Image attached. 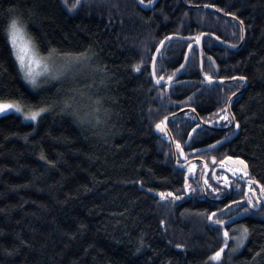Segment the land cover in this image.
<instances>
[{
    "label": "trees",
    "instance_id": "1",
    "mask_svg": "<svg viewBox=\"0 0 264 264\" xmlns=\"http://www.w3.org/2000/svg\"><path fill=\"white\" fill-rule=\"evenodd\" d=\"M184 1L243 21V44L237 21L181 0H81L75 11L74 0H0V101L51 108L36 122L0 117V264H264V209L224 207L239 201V192L222 203L204 199L198 167L189 181L196 191L186 190L187 171L175 168L171 142L155 132L168 116L193 109L198 115L168 122L187 157L178 151L179 163L230 155L264 185V0ZM16 18L41 55L56 49L52 59L70 63L60 79L26 84L6 37ZM201 34L220 40L203 41L204 76L248 83L231 104L240 127L211 150L219 133L198 118L216 124L221 109L230 115L227 102L244 82L206 83L192 39ZM170 37L179 39L161 51L157 79L174 77L191 45L189 61L173 87H157L153 59ZM226 44L242 46L234 53ZM82 53L87 59L77 62ZM206 189L211 199L222 195ZM160 192L190 198L175 203L160 200ZM242 227L249 229L243 247L231 251L230 238L212 260L224 229L232 237Z\"/></svg>",
    "mask_w": 264,
    "mask_h": 264
},
{
    "label": "snow or ice",
    "instance_id": "2",
    "mask_svg": "<svg viewBox=\"0 0 264 264\" xmlns=\"http://www.w3.org/2000/svg\"><path fill=\"white\" fill-rule=\"evenodd\" d=\"M65 3L67 4V0H65ZM140 4H144L145 0H139ZM153 3V0H149V4ZM81 4V0H74L73 4L69 8L70 11H75ZM207 7V5H206ZM240 24H243V21H240ZM24 29L25 25H23L22 21L18 18L12 19L11 22L7 25L6 29V37L7 42L10 44L11 48V54L15 57L16 62L19 65V71L23 73V79L27 81L34 89L40 87V81L39 78L41 76H46L51 79H60L63 75L66 74L67 69L70 67V63H66L61 68H56L52 64V55L56 52V49H50L49 54L47 57L43 56L39 52V46L35 43V40H30L26 44H21V38L24 35ZM241 32L243 33V28H241ZM203 35V34H201ZM196 41V43L200 42L201 37L196 36L192 38ZM219 39V37H217ZM241 39H243V35L241 36ZM163 45V42H161V46ZM189 50H191V45H189ZM159 52V49L156 50ZM67 55V54H66ZM87 59L86 54L82 53L81 56L75 57L74 59L77 62H82V58ZM154 66V61H153ZM38 69H41L38 71ZM137 71H139V67L136 68ZM155 74V71H153V75ZM206 79L211 83L212 77L205 74ZM163 79V77H161ZM169 81L172 79L171 77L168 78ZM232 79H240L244 80L245 77H232ZM160 81L157 80V83ZM235 95V93H233ZM98 103V102H97ZM227 103H231V100ZM65 107H71L70 104L65 102ZM50 106L46 104H42L40 106L36 107H28L26 105H22L19 101H0V115L5 114L9 111H14L16 113H20L23 115L24 119L26 121H33L36 122L40 119V117L50 111ZM99 111V109H97ZM221 111L224 113V115H219V119L228 121L229 123H232L234 120V117L230 118V115L227 112V109H221ZM167 118H165L164 121H161V123L157 124L156 127L159 131L164 132L165 131V123ZM239 123H235V128H239ZM217 143H220L219 141ZM210 147L215 148L216 145H211ZM176 148L179 149L180 155L184 156L183 148L179 143L176 144ZM43 158V157H42ZM185 159H187L186 156H184ZM227 161H231L233 164L237 165L235 168H230L229 171H232L233 174L236 172H240L243 174V176H248L249 173L247 171L248 165L243 159H237L233 161V158L231 156L226 158ZM212 162L216 163L215 157L212 158ZM221 163H224V161H221ZM183 167V166H182ZM205 168H207V164L204 165ZM196 165L192 164L190 166V171H195ZM223 181L225 185L227 186L230 182L228 180L227 176L223 177ZM255 183V181L249 180L248 181V191L252 193L253 195L254 190L252 189L251 185ZM205 184H207V180H205ZM209 188H211V185H208ZM185 189L188 191H196V189L192 188L191 185L185 183ZM212 191H217V189L212 188ZM261 192L264 193V186H261ZM160 200H166L168 198H172V200H179L182 199L181 196H176L172 192H160L158 193ZM253 195H249L247 198V203L250 205L253 204ZM257 199H259L257 197ZM235 203V202H234ZM216 216V213H212L208 216L209 220H212L213 217ZM217 225H223L224 221L217 218L213 221ZM239 232V236H232L230 237L229 231L227 229H224L223 231V237H224V245L221 247L214 256L211 257L212 260L219 261L222 254L225 251V248H228V240L231 238L235 240V246L231 249V251H235L240 247H243L244 242L248 239L249 236V229L247 227H242L238 230H234ZM177 247H180V245H177ZM257 255H260V253H257Z\"/></svg>",
    "mask_w": 264,
    "mask_h": 264
},
{
    "label": "water",
    "instance_id": "3",
    "mask_svg": "<svg viewBox=\"0 0 264 264\" xmlns=\"http://www.w3.org/2000/svg\"><path fill=\"white\" fill-rule=\"evenodd\" d=\"M182 4H183L186 8H188V9H193V10L208 9V10H211V11L217 13L218 15H220L221 17H224V18H227V19H234L235 21H237V22L240 24V22H239L236 18H233V17H231V16H228V15H226V14H223V13L217 11L216 9L212 8V7L193 6V5H188L187 3H182ZM147 8L150 9L151 6H147ZM240 26H241V28H243V33H242V32H241V33H242L243 38H244L245 28H244L243 24H242V25L240 24ZM207 36H209V35H207V34H206V35H202V36H201V39H200V42L198 43V47H199V50H200V68H199V71H200L201 76H202V77L204 78V80L206 81V83H207V84H210V82H209V81L206 79V77L204 76V61H203V49H202V46H203V40H204V38L207 37ZM175 39H178V37H170V38L166 39V40L163 42V45H162V46L160 45V47L158 48V49H159V52H156V54H155V56H154V59H153V61H154V66H153V63H152L151 75H152L153 82H154L155 86H157V87H163V86H168V88L173 87V86L175 85V82L179 79V77L181 76V74L184 72V70H185L186 67H187V64H188V61H189V53H190V50L188 51L187 57H186V59H185V61H184L183 66L181 67L180 71H179L174 77H172V79H171L170 81H169V79H168V80H165V81H161V80H159L160 82L157 83V80H158V79H157V77H156V74L153 75V71H155V65H156V63H157V60H158V57H159L161 51L164 49V47L167 45V43H168L169 41H171V40H175ZM228 48H229L231 51L236 52V51L239 50L240 47H228ZM236 81L244 82V87H243V89H241L240 91H238L235 95H233V96L231 97V99H230V100H231V103L229 104V113L231 114V117H234L233 114H232V111H231V104H232V101H233L237 96H240L241 94H243V93L246 91V89H247V87H248V83H247V81H246V80H240V79H231V80H224V81H223V80H221V81L219 80V81H218V80H213V79H212V82H211V83H227V84H229V83H233V82H236ZM186 112H193V113H195L196 115H198L193 109H190V108L182 109L181 111H178V112H176V113H174V114H172V115H170V116L167 117V120H166V123H165V131H164V132L159 131V130L157 129V127H155V132H156V135H158L159 137H162V138H165V139L168 137L169 141L171 142L172 149H173V156H174V159H173V160H174V166H175V168H177V169L187 171V174H186L185 179H186L187 184H189L190 179L194 178L195 175H196V170H195V171H190V170H189V169H190V166H191L194 162H193V160H190V161H186V162H183V163H179V161H178V155H177V152L179 151V149L176 148V144H175L174 138H173L172 133H171V131H170V128H169V126H168V122H169L170 119L176 118V117H178V116H180V115H182V114H184V113H186ZM198 119H199L200 122H202V125H203V126L211 127V126L207 125L205 122H203L202 120H200V118H198ZM164 120H165V119H164ZM233 121H235V120H233ZM213 128H214V127H213ZM236 160H237V159H236ZM233 161H235V160L233 159ZM202 164H203V170H202V173H201V176H200V182H201V187H202L203 198H204V199H209V201H211V202H215V203H222V202L226 201V200L230 197L231 192H232V191H231V188H230L228 185L226 186L225 184H220L222 187H224V188H226V189L228 190V194H227L224 198H222V199H210V198L208 197V195L206 194V188H205V185H204V183H203V176H204V171H205V167H204L205 162H202ZM226 164H227L228 166H237V165L233 164L231 161H226ZM182 166H183V167H182ZM219 170H224V168H220V169H216V170H215V172L213 173V179H214V180H215V174H216V172L219 171ZM247 171H249V168H247ZM230 174H232V173L230 172ZM187 198H190V195H189L188 193L186 194L185 197H183V199L178 200V201H175V203H177V202H178V203H179V202H183V201L186 200ZM263 202H264V200H263ZM261 203H262V202H259L258 205L255 206V207H253V205H250V204H248V205L250 206V208H251L252 210H254V211H259L260 208H261V206H262Z\"/></svg>",
    "mask_w": 264,
    "mask_h": 264
},
{
    "label": "flooded vegetation",
    "instance_id": "4",
    "mask_svg": "<svg viewBox=\"0 0 264 264\" xmlns=\"http://www.w3.org/2000/svg\"><path fill=\"white\" fill-rule=\"evenodd\" d=\"M230 117H231V115H230ZM206 124L209 125V126H211V127H207L208 129H211L214 132L219 133L217 135V137L215 138V140H217V141H214V143L208 145V148L210 150L213 149L212 147H210L211 145L226 146L231 141L232 134L234 133V130H236L235 129V124L233 123V121H232V123H229L228 121H225V120H221L220 119L219 122L216 123V124H214V123H211V124L206 123ZM201 126H203V125H201ZM203 127H206V126H203ZM216 128L219 129V130H216ZM218 141L220 143H217ZM224 142L226 144H223ZM229 156L230 155H225L224 158H223V160H221V161H224V163H221V161H219V163L218 162L213 163L212 160L210 161V163H208L207 161H205V159H203V158H196V157L195 158H191V159H194V160L195 159H202V160H204L206 162V164H207V170L206 171H208V172H206L207 173L206 174L207 175L206 176L207 184H205V181H203V183L205 185V188H208V190H210V191H212V188H215V189H216V187L219 188L220 190L218 189L217 191H215L216 194H218L220 191H222V195L220 197H218L217 199H222V198H224L228 194V190L220 185V184H225L224 181H223V177L224 176H227L228 177V180L230 182L228 184V186L231 188V191L232 192H231V195H230L229 198H231L235 193L239 192V195L241 196L239 198L240 200L239 201H236L235 203L234 202L229 203L228 205H226L224 207L229 208L232 205L231 208H233V207L238 206L240 204H244L249 209V211H251V212H256V213L261 212L262 209H264V202H263V200H264V193L261 192V186H264V185L260 184L259 182L255 181L253 178H250L249 176H243V174L240 173V172H236L235 174H233L232 171H229L230 168L237 167V166H228L226 164V161H227L226 158L229 157ZM217 157L220 158L221 156H217ZM232 158L234 160L237 159V158H234V157H232ZM187 161H189V160H187ZM209 165H211V167ZM196 166L198 168H200V170L202 171V164L201 163L196 164ZM220 168H224L225 170H219L216 173L215 180H214L213 179V173H214V171L216 169H220ZM230 172L232 174H230ZM204 178H205V175H204ZM211 180H212V184L210 182ZM249 180L255 181V183H253L251 185V187H252V189L254 190V193H255L254 195L248 191V181ZM198 182H199L200 187H201L200 180H198ZM208 185H211L212 187L209 188ZM201 191H202V187H201ZM206 191H207V189H206ZM206 194H207V192H206ZM249 195H253V204L255 206H257L259 202H262L261 203L262 206H261V208H260L259 211L252 210L250 208V206L248 205L247 198H248ZM208 197H209V195H208ZM257 197L259 199H257ZM212 199H216V198H212ZM213 203H215V202H213Z\"/></svg>",
    "mask_w": 264,
    "mask_h": 264
},
{
    "label": "rangeland",
    "instance_id": "5",
    "mask_svg": "<svg viewBox=\"0 0 264 264\" xmlns=\"http://www.w3.org/2000/svg\"><path fill=\"white\" fill-rule=\"evenodd\" d=\"M30 41V39L28 38V36L25 34V32H24V35L22 36V38H21V44H26V43H28ZM52 64L56 67V68H61V66H63V64H64V61H61V60H56V59H52ZM41 69H38V71H40ZM22 75H23V73H22ZM55 80H58V79H51V78H49V77H46V76H41L40 78H39V81H40V86H43V85H45V83H46V81L47 82H52V81H55ZM26 82V84L30 87V88H32V89H34L27 81H25ZM7 114H15V115H19V116H21L22 118H24L23 117V115L22 114H20V113H16V112H14V111H9V112H7V113H5V114H2V115H0V117H2V116H5V115H7ZM231 115V114H230ZM175 141V140H174ZM190 160H193V164H199V163H201L202 164V162H205L204 160H202V159H189V161ZM205 164H206V162H205ZM196 171H197V166H196V169H195ZM202 170H203V164H202ZM206 170H207V168H205V171H204V175H205V178H204V176H203V181H205V180H207L206 179ZM209 170V169H208ZM225 170V169H224ZM208 172V171H207ZM215 172V171H214ZM218 172V171H217ZM216 172V173H217ZM201 173H202V171L200 172V174H199V180H200V176H201ZM216 175V174H215Z\"/></svg>",
    "mask_w": 264,
    "mask_h": 264
},
{
    "label": "bare ground",
    "instance_id": "6",
    "mask_svg": "<svg viewBox=\"0 0 264 264\" xmlns=\"http://www.w3.org/2000/svg\"><path fill=\"white\" fill-rule=\"evenodd\" d=\"M181 1H182L183 3H185L184 0H181ZM205 35H206V34H205ZM207 35H209V36H207V37H214V36H212V35H210V34H207ZM207 37H205V38H207ZM205 38H204V39H205ZM214 38L217 39L216 37H214ZM244 38H245V34H244ZM244 38L242 39V44H243V42H244ZM178 39H179V38H178ZM175 40H177V39H175ZM217 40H219V39H217ZM203 41H204V40H203ZM219 41H220V40H219ZM169 42H170V41H169ZM169 42H168V43H169ZM168 43H167V44H168ZM222 43H223V42H222ZM224 44H225V43H224ZM242 44H241L240 46H229V45H227V44H226V45H227V48H228V47H240V48H241ZM164 48H165V47H164ZM240 48H239V49H240ZM198 49H199V47H198ZM202 49H203V46H202ZM228 49H229V48H228ZM229 50H230V49H229ZM230 51H231V50H230ZM238 51H239V50H238ZM199 52H200V50H199ZM231 52H233V51H231ZM236 52H237V51H236ZM234 53H235V52H234ZM218 81H219V80H218ZM220 81H221V80H220ZM235 94H236V93H235ZM237 97H238V96H237ZM237 97H236V98H237ZM236 98H235V99H236ZM230 99H231V98H230ZM233 101H234V100H233ZM233 101H232V102H233ZM228 110H229V103H228ZM195 115H196V114H195ZM197 117H198V116H197ZM234 120H235V119H234ZM233 123L235 124V121H233ZM216 130H219V129L216 128ZM223 144H226V143L224 142ZM206 172H207V171H206Z\"/></svg>",
    "mask_w": 264,
    "mask_h": 264
}]
</instances>
